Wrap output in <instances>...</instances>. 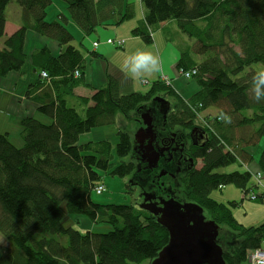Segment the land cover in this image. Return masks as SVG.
Returning <instances> with one entry per match:
<instances>
[{
  "label": "trees",
  "instance_id": "16d2710c",
  "mask_svg": "<svg viewBox=\"0 0 264 264\" xmlns=\"http://www.w3.org/2000/svg\"><path fill=\"white\" fill-rule=\"evenodd\" d=\"M12 1L18 4L21 23L6 36L5 11ZM51 1L0 0V78L24 66L27 30L65 45L57 55L42 47L30 57L38 77L25 94L33 98L37 112L50 118L49 123L31 115L22 117V144L18 146L8 138V132L0 133V233L6 242L0 245V264H150L169 240L167 229L157 217L131 202H93L90 194L100 183L99 169L110 168L112 145L106 139L82 144L78 140L93 127L114 124L119 112L138 113L147 106L143 102L153 101V91L162 84L156 81L145 94L122 95L117 81L110 78L89 99L81 98L92 102L84 111L68 105L65 94L76 82L75 71L79 77L84 71L85 59L71 44L74 38L66 27L67 17L60 13L56 21L46 19ZM62 1L84 34L99 24H119L135 14L133 3L125 0ZM141 2L142 25L133 32L149 43L153 28L166 21L175 22L190 44L181 53L177 68L195 69L192 78L201 87L198 100L189 103V107L183 104V109L168 116L164 130L179 124L190 126L195 111L213 108L215 114L208 118L215 120L220 132H212L209 141L192 150L202 166L181 176L179 195L201 205L207 218L227 227L228 235L218 238L222 257L225 264H242L250 251L264 248V221L258 225L242 224L232 213L238 203L219 202L210 192L235 184L244 199L248 193L252 200L264 197V192L257 194L253 190L264 176V147L258 157L259 171L253 174L257 180L259 173L256 184L249 183V170L220 171L237 160L243 164L252 162L250 147L264 138V102L255 103L250 90V78L256 70L253 65L264 67V0ZM91 55L98 57L95 52ZM41 71L46 72V78ZM116 133L115 155L127 157L133 153L134 139L126 131ZM132 170L131 163L120 162L112 174L124 177ZM75 216L83 217L91 226L71 222ZM97 223L110 228L106 232L93 231Z\"/></svg>",
  "mask_w": 264,
  "mask_h": 264
},
{
  "label": "crops",
  "instance_id": "0c3cea01",
  "mask_svg": "<svg viewBox=\"0 0 264 264\" xmlns=\"http://www.w3.org/2000/svg\"><path fill=\"white\" fill-rule=\"evenodd\" d=\"M125 2L128 4L133 3L134 5L135 14L131 19L123 20L119 24H99V26L89 34H84L82 29L73 22L68 14V10L66 14L62 13L67 17L66 27L74 38L71 44L80 50L83 59H85L84 71L81 76H78V78L74 77L76 78L74 86L70 87L68 91V86L66 87L67 89H65V91H67L65 94L66 103H68V105L73 104L78 107V109L84 111L86 107L92 105V102L88 101L86 103L81 98L84 97L89 99L94 90L108 84L110 78L117 81L118 90L120 94L124 95L135 92L145 94V92L150 90L153 83L168 77L171 80V87L174 88L177 96L185 100L186 103L189 104V102H195L196 99L198 100L196 96L199 94L201 87L198 86L195 80L190 81V78L186 79L185 77V79H183L182 76L178 75V68L176 65L177 61L181 59V53L190 45L187 41V37L179 32L176 23L171 20L153 28L150 33L152 37L151 42H144L140 35L133 32L135 27L142 25L141 23L144 16L143 3L141 0H125ZM15 12L16 16L12 17L11 20L5 15L6 23L4 30L6 36L12 34L21 23L19 8H17ZM60 13L61 12L57 13V16ZM56 19H58V17ZM111 38H123L122 47L118 48L112 44H108L106 40ZM24 40V51L26 52L24 66L20 70L9 72L4 77L0 78V91L3 95L7 96L5 103L6 116H18V118L21 119L24 116L31 115L42 122L49 123L50 118L44 117L39 111L37 112V105L34 103L33 98L25 94L28 85L34 83L38 77V72H35L30 57L36 49L42 47L50 50L52 55H57V53L64 50L65 45H59L58 41L47 36H41L30 29L27 30ZM94 42H97L96 46H93ZM1 44L3 45V41ZM28 44L30 47L26 51L25 48ZM139 47L154 50L159 56L161 63L160 72L148 76L143 82L129 78L123 71L124 58ZM91 52L98 54V57L92 56ZM144 88H146L145 91H143ZM81 137L82 135L80 138ZM251 169L255 170V172L257 171V167H251ZM234 216L239 222L246 226L258 225L259 222L264 221V216L261 214L248 218V220L238 214H234ZM242 264L252 263L247 259Z\"/></svg>",
  "mask_w": 264,
  "mask_h": 264
},
{
  "label": "rangeland",
  "instance_id": "374dc122",
  "mask_svg": "<svg viewBox=\"0 0 264 264\" xmlns=\"http://www.w3.org/2000/svg\"><path fill=\"white\" fill-rule=\"evenodd\" d=\"M7 10L5 12L6 17L11 20L12 17L16 16V10L18 8V4L16 1H12L7 7ZM67 13V8L61 0H52L51 3L48 5L46 9V19L48 21L55 20L57 18V13ZM125 24V23H123ZM114 39V38H112ZM2 39H0V46ZM116 40V39H115ZM97 43V42H96ZM109 44V43H108ZM112 44V43H111ZM110 44V45H111ZM93 46H96L93 43ZM29 44L26 46L25 50L27 51L29 49ZM254 68L258 70L261 68V64L255 63ZM180 75V74H178ZM181 76V75H180ZM193 76V75H192ZM190 77V81H194V78ZM183 79L184 76H182ZM159 84H162L161 86L153 91L152 98L156 95H160L165 100L169 101V112L170 115L174 114L177 110L183 109V104L185 106L189 107L188 103L185 102L182 98L179 96L177 97V93H175V90L173 87H171V80L170 78L162 79L158 82ZM150 84V83H148ZM148 86V85H147ZM146 88L143 89L145 91ZM150 98V99H152ZM7 96L3 95L0 91V133L9 132V138H11V142L15 145H21L22 144V138L20 137L19 131L21 129V126L19 125L20 118L18 116L16 117H7L6 116V103ZM154 101L146 100L142 104H147L146 107L139 109L140 111L136 113L135 111H129L128 113H122L119 112L116 115L114 124L104 125V126H98L93 127L90 131L82 133V137L78 140V143H83V141H92L93 143L99 140H108L110 144L112 145L111 148V155L112 160L110 162V168H108L106 171L99 169V175H100V184L104 187V190L97 193L96 191H92L90 194V198L93 200V202L98 203H123V204H129L131 202L134 206L138 207L139 202L144 201L145 197L143 195H139V192H147L149 191V186L146 185L145 181H148L149 176L148 171L144 169V164L140 163V160H137L136 154L132 153L130 155H127V157L120 158L115 155V143L118 140L117 131H126L129 133L131 140L134 139V133L136 129L141 125V119L139 118L140 113H144L148 106H150ZM159 103V102H158ZM191 104V102H189ZM155 104V103H154ZM157 104V102H156ZM213 109V108H212ZM203 110L200 109V111H195V118H193V122H191L190 126L181 127L185 128L184 130H189L191 127L195 125H202L204 128H207L209 130V135L212 136V132L216 134H220L219 128H217V124L214 119H209L208 115L215 114V110ZM168 113V112H167ZM46 117V116H44ZM211 133V134H210ZM264 147V138H262L255 146L250 147L251 153L253 154L252 162L243 164L240 160L235 161L234 163H231L229 165H226L223 169H220V171H227L232 172L235 170L238 171H246L249 170L252 174L250 178V184H256L257 180H255L253 174L255 173V170H252L251 167H257L258 164V157L261 152V150ZM120 162L124 163H131L133 165V170L130 173H127V175L119 176L118 174H112V170L116 167V164H119ZM196 168H200L202 166V162L200 160L197 161ZM139 166V167H138ZM173 167H170L172 169ZM258 170V167H257ZM259 171V170H258ZM184 173L183 175H185ZM131 178L134 180H138V178L144 179V182L136 183L135 185H132ZM261 184L258 188H253V190L258 194L261 192H264V176L261 177ZM245 195V194H244ZM210 196L213 199H216L219 202L222 203H228V201H235L237 206L232 207V212L235 215H240L244 219L248 220V218L259 216L260 214L264 216V197L262 200H252L250 198V194L248 193L246 199L243 198V194L241 192L240 187H238L235 184H225L224 187L215 188L210 192ZM181 201H188L189 199H186L185 195H179L178 196ZM183 197V198H182ZM140 208V207H139ZM143 208V207H142ZM145 211L149 212L147 209L143 208ZM150 213V212H149ZM152 214V213H150ZM205 214H207V211L205 210ZM208 216V215H207ZM80 217V218H79ZM75 216L72 217L71 222H75L78 225H83L86 227V225L90 226L89 222L87 220H84L81 216ZM64 222L68 223L70 220H65ZM87 226V227H88ZM219 237L221 235L227 236V227L225 225L220 224L219 225ZM78 229L80 226H76ZM86 227V228H87ZM110 228L109 225L103 224V223H97L93 225L92 230L93 231H101L106 232ZM225 241V240H224ZM6 244L4 236L0 233V245ZM248 260L251 261V257L248 256ZM245 262V261H244Z\"/></svg>",
  "mask_w": 264,
  "mask_h": 264
},
{
  "label": "water",
  "instance_id": "95a60500",
  "mask_svg": "<svg viewBox=\"0 0 264 264\" xmlns=\"http://www.w3.org/2000/svg\"><path fill=\"white\" fill-rule=\"evenodd\" d=\"M158 100L160 112H168L169 101L160 96L153 98ZM144 127L137 128L134 133V143L143 146L146 157L151 167L156 166L161 153L151 145L152 120L148 111L141 114ZM148 133L150 134L148 136ZM152 137V138H151ZM145 200L139 207L147 209L155 217L158 223L167 229L168 242L160 249L150 264H225L222 257L223 247L218 241L219 225L204 215V209L196 202L177 201L173 196L162 199L157 205L151 201L153 193L144 194Z\"/></svg>",
  "mask_w": 264,
  "mask_h": 264
},
{
  "label": "flooded vegetation",
  "instance_id": "af4514ba",
  "mask_svg": "<svg viewBox=\"0 0 264 264\" xmlns=\"http://www.w3.org/2000/svg\"><path fill=\"white\" fill-rule=\"evenodd\" d=\"M154 101V100H153ZM155 103V104H154ZM146 110L153 113L151 115L152 120V147L154 150H157L158 153H161L156 166L151 167V164L144 157L145 161L141 159L144 156L145 146L148 142V137L145 139L142 145L138 143L134 145L133 151L136 154L137 160L144 164V169L148 171L149 180L145 181L146 185L149 186V191L139 192V195L153 193L151 196V201L155 202L157 205H161L160 202L162 199H168L172 196L179 200V185L180 178L184 173L190 172L192 168L198 163V159H195L191 154L193 149L201 147L205 142L209 141V130L204 128L202 125H195L189 130H184L186 127L183 124L174 125L169 128L168 131L164 130V124H166L170 112L161 113L159 109V103L154 101ZM144 127L143 123L138 127ZM150 134L148 133V136ZM139 167V166H138ZM170 167H173L170 169ZM132 185L136 183L144 182V179L138 178L134 180L131 178ZM145 197V196H144ZM143 201L139 202L142 203Z\"/></svg>",
  "mask_w": 264,
  "mask_h": 264
},
{
  "label": "clouds",
  "instance_id": "9594fccd",
  "mask_svg": "<svg viewBox=\"0 0 264 264\" xmlns=\"http://www.w3.org/2000/svg\"><path fill=\"white\" fill-rule=\"evenodd\" d=\"M161 70L160 58L154 50L139 47L123 60V71L131 79L143 82L148 76ZM251 99L255 103L264 102V67L255 70L250 78ZM230 123V120H226Z\"/></svg>",
  "mask_w": 264,
  "mask_h": 264
},
{
  "label": "built area",
  "instance_id": "2783aa9c",
  "mask_svg": "<svg viewBox=\"0 0 264 264\" xmlns=\"http://www.w3.org/2000/svg\"><path fill=\"white\" fill-rule=\"evenodd\" d=\"M123 39H121L120 41H117L115 39H107L106 42L109 43V44H114L116 46H120L122 45L123 43ZM95 45H97L96 42H94ZM195 73V69H188V70H184V69H179L178 70V74H180L181 76H184L186 79L190 78L193 74ZM41 75L43 78H46L47 77V74L45 71H41ZM75 77L76 76H79V72L75 71L74 73ZM259 177V173H257V180H259L260 178ZM95 191L97 193L101 192L102 190H104V187L99 183V184H96L95 185ZM249 257H251V263L252 264H264V248H260V249H255V250H252L250 251Z\"/></svg>",
  "mask_w": 264,
  "mask_h": 264
},
{
  "label": "bare ground",
  "instance_id": "6f19581e",
  "mask_svg": "<svg viewBox=\"0 0 264 264\" xmlns=\"http://www.w3.org/2000/svg\"><path fill=\"white\" fill-rule=\"evenodd\" d=\"M156 96H160V95H156ZM156 96H155V97H156ZM160 97H162V96H160ZM153 98H154V97H153ZM153 98H152V99H153ZM162 98H163V97H162ZM157 101H158V100H156V102H157ZM142 123H143V122H142ZM134 145H135V143L133 142V146H132V147H134ZM133 153H134V151H133Z\"/></svg>",
  "mask_w": 264,
  "mask_h": 264
}]
</instances>
